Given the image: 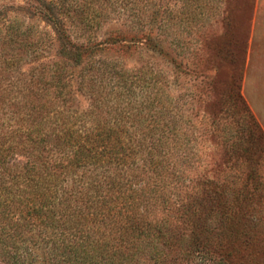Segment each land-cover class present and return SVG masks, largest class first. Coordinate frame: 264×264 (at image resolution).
I'll return each instance as SVG.
<instances>
[{"label": "rangeland", "instance_id": "374dc122", "mask_svg": "<svg viewBox=\"0 0 264 264\" xmlns=\"http://www.w3.org/2000/svg\"><path fill=\"white\" fill-rule=\"evenodd\" d=\"M115 1L0 0V136L13 147L24 138L31 93L61 60L50 18L56 3L66 5L69 39L102 47L81 51L91 70L81 72L80 64L65 72L66 96L56 106L62 117L77 114L79 127L91 126L103 114L93 94L109 100L106 107L124 105V89L108 98L106 65L114 63L117 73L156 75L166 132L175 125L181 144L177 187L153 212L160 220L150 219L148 236L132 238L101 264H264V0H149L135 13ZM115 35L125 41L105 44ZM147 35L161 52L149 48ZM145 85H134L131 100L155 97ZM40 255L38 264H75ZM0 264L28 262L0 255Z\"/></svg>", "mask_w": 264, "mask_h": 264}, {"label": "trees", "instance_id": "16d2710c", "mask_svg": "<svg viewBox=\"0 0 264 264\" xmlns=\"http://www.w3.org/2000/svg\"><path fill=\"white\" fill-rule=\"evenodd\" d=\"M148 1L116 0L115 4L122 12L135 13ZM81 10L75 12L83 14ZM70 14L66 5L56 3L50 21L61 60L52 64L48 79L42 73L41 86L31 93L24 138L13 147L0 136V255L12 263L38 264L43 258L38 256L40 250L53 254L55 261L58 256L72 258L75 264H101L116 249L130 247L132 238L148 236L155 227L150 219L157 217L153 212L158 202L166 206L167 190L177 187L181 144L173 134L175 125L171 134L166 132L165 96L156 75L117 73L114 63L107 64L112 70L108 98L120 88L126 101L118 99L123 106L106 107L109 100L93 94V107L103 114L93 116L89 127L78 126L77 114L62 117L56 109L63 107L66 96L65 72L83 65L82 50L91 53L102 47L97 42L77 45L69 39L62 17ZM146 37L149 48L161 52L157 42ZM122 38L109 37L105 44H119L125 41ZM86 64L81 72L93 68ZM141 80L146 88L156 90L150 101L131 100L136 96L133 87ZM155 108L157 112L151 113ZM110 242L112 251L107 248Z\"/></svg>", "mask_w": 264, "mask_h": 264}]
</instances>
